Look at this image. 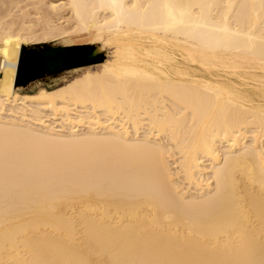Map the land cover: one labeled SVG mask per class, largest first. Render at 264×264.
Wrapping results in <instances>:
<instances>
[{
	"label": "bare ground",
	"instance_id": "obj_1",
	"mask_svg": "<svg viewBox=\"0 0 264 264\" xmlns=\"http://www.w3.org/2000/svg\"><path fill=\"white\" fill-rule=\"evenodd\" d=\"M0 264H264V0H0Z\"/></svg>",
	"mask_w": 264,
	"mask_h": 264
},
{
	"label": "water",
	"instance_id": "obj_2",
	"mask_svg": "<svg viewBox=\"0 0 264 264\" xmlns=\"http://www.w3.org/2000/svg\"><path fill=\"white\" fill-rule=\"evenodd\" d=\"M98 57L101 55L83 46L43 49L32 62L28 76L34 78L51 72L95 64L100 62Z\"/></svg>",
	"mask_w": 264,
	"mask_h": 264
},
{
	"label": "rangeland",
	"instance_id": "obj_3",
	"mask_svg": "<svg viewBox=\"0 0 264 264\" xmlns=\"http://www.w3.org/2000/svg\"><path fill=\"white\" fill-rule=\"evenodd\" d=\"M80 44H81V41L79 38L71 37L70 41H68V42L50 41V42H47L45 44H39V45L35 44V45H30V46L27 45V47L22 49V54L24 56V59L28 60L33 51L38 53L40 50H43V49L77 47V46H80ZM104 54H105L104 51L100 53L102 58L105 57ZM99 63H101V61L98 63H95V64L83 66L80 68L78 67L79 69H76V70H73L75 68L67 69V70L51 72V73H47V74H43V75L31 78L24 86L17 88L16 92L18 94H27V93H35L39 89H44V90L54 89L58 86L64 85L65 83H68V81L72 80L73 78L78 77L89 66H90V68H88V69H93V68L96 69L97 67H99L98 66ZM55 119H56V117H55Z\"/></svg>",
	"mask_w": 264,
	"mask_h": 264
}]
</instances>
